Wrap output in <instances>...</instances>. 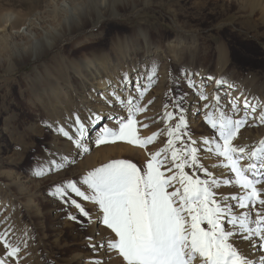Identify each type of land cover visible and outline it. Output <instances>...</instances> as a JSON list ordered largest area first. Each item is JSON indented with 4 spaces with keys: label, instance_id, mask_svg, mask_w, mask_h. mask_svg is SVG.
Returning a JSON list of instances; mask_svg holds the SVG:
<instances>
[{
    "label": "rangeland",
    "instance_id": "obj_1",
    "mask_svg": "<svg viewBox=\"0 0 264 264\" xmlns=\"http://www.w3.org/2000/svg\"><path fill=\"white\" fill-rule=\"evenodd\" d=\"M38 1V8H30L29 2L11 0L15 10L9 9L3 13L12 12L10 15L16 16L20 21L15 26L7 23L5 29L0 27V34L4 37H0V234L4 235L8 244L19 249L15 256L8 257L4 241H0L3 246L0 258L5 259L6 264L9 259L11 264H79L80 260L82 264H97V261L99 264H127L118 251L100 247L103 251L101 253L100 248L93 249L92 245L95 243L90 231L95 226L101 229L100 232L103 229L104 238H116L100 221L98 206L91 201H83L68 189L66 197L56 195V187L67 181H74L80 187L83 177L89 171L112 160L131 161L143 171L151 158L150 154L162 148L169 138L167 128L175 127L179 120L180 108L175 107L178 97H183L180 107L184 108L183 115L187 122L181 132L187 133L196 141L194 146L198 149L201 164L213 177L234 179L235 174L221 164L224 158L210 152L209 146L203 144L202 138L218 137V132L204 119L209 111H213V107L205 108L206 100L199 99L196 100L198 105L204 102L202 109L192 110V102L188 103L187 98L194 88L200 86L199 90L205 92L211 84H222L217 83L222 81L234 85L239 92L237 95L243 99L239 95L237 98L242 101L247 99L253 105L264 106V2L259 3L258 8L257 2L253 3L252 0H153L150 5L137 1L115 4L110 8L112 12L98 21L96 17H92V21L88 20L87 23L93 25L89 24L73 35H64L65 38L41 58L26 60L12 70L10 58L4 49L7 47L6 41L13 39L6 40V34L22 28L26 19V13L22 9L29 7L27 15L31 16L38 10L43 15L49 13L44 12L49 9L46 6L49 1ZM136 27L150 30L157 40L169 48L170 56L166 59L168 62L154 55L148 58V67L143 68L149 72L148 69L155 65L156 73H159H155L150 86L149 81L146 82L147 91L142 97L137 96L135 102L145 108V111L136 113L139 136L147 137L154 132H159V135L153 143L146 146L127 141L97 144L94 140L90 150L80 153L77 149L81 147L76 146L72 139L63 136L57 129H68L69 135L73 134L76 132L74 117L78 115L85 123L87 136L82 140H86L106 119L96 123L93 130L87 128L86 113L79 106L83 93L77 88L66 89L64 86L54 90L51 79L41 87L32 80V68H39L42 63L49 62L58 52H66L76 36H97V43L93 44L108 50L112 57H117V38L122 42L125 36L137 32ZM14 40L18 38L15 37ZM135 40L130 46L126 45L127 51L136 46L134 43L142 42L140 37ZM217 87L215 85V89ZM133 89L134 87L131 90ZM231 104L229 102L227 106L231 108ZM239 106L240 111L234 115L235 119L244 114L243 103ZM122 109L125 111L124 117L127 115V106ZM225 110L227 114H232V110ZM165 112H173V119L166 120ZM254 114L255 112L233 140L234 145L244 146L246 153L264 140L262 127L254 126L251 122ZM111 126L117 127L118 122H113ZM183 143H190L187 135L183 136ZM181 146L182 142L177 141L176 147ZM168 155L170 158V153ZM61 156L67 157L63 169L51 171L44 176L34 174L39 164L50 158L59 160ZM89 158L93 159V164L85 166L84 162ZM248 162L247 158L240 161L242 165ZM166 167H171V164ZM185 171L201 179L207 178L204 172L196 171L195 168L186 167ZM175 186L179 187V184ZM82 190L90 191L86 185L82 186ZM215 191L219 199L221 195L242 194L243 189L229 184L222 185ZM71 199H76L89 211L91 222L70 203ZM233 202L231 199L228 201L229 204ZM249 207H253L254 212L262 208L259 204ZM235 210L239 213L247 211L239 207L234 212ZM72 216L77 219H72ZM203 226L207 227L206 224ZM228 226V229L232 228L231 225ZM233 241L246 256L255 249L264 255V250L250 247L249 242L241 240L239 236L234 237ZM82 255H88L86 258L89 259H81Z\"/></svg>",
    "mask_w": 264,
    "mask_h": 264
},
{
    "label": "snow or ice",
    "instance_id": "obj_2",
    "mask_svg": "<svg viewBox=\"0 0 264 264\" xmlns=\"http://www.w3.org/2000/svg\"><path fill=\"white\" fill-rule=\"evenodd\" d=\"M155 73L156 66L152 65L145 74L148 86L153 82ZM122 79L124 87L131 83L127 74ZM148 86L135 84L137 96L142 97ZM113 95L116 93L113 92ZM116 98L126 103L127 115L118 119L117 127L103 126L96 143L127 141L139 146L153 143L159 132L142 138L137 131L136 113L145 111V108L136 104L131 95L123 99L119 96ZM201 98L207 99L203 93ZM182 100L183 97H178L175 104V107L180 108L178 122L175 127L167 128L169 138L162 148L150 154L151 158L143 171L131 161L112 160L83 177L82 186L86 185L90 191L82 190V186L78 187L74 181H67L56 187L55 194L66 197L68 189L83 201L95 203L101 213L100 221L116 238H105L99 245H92L93 249L103 247L118 251L127 264H253V260L235 245L233 238L239 236L241 240L248 241L250 247L264 250V207L255 212L253 207H249L257 204L264 206L261 195L264 187H258L264 184V140L247 153L244 146L234 145L233 140L256 108L264 106L253 105L244 99V114L235 119L234 115L240 111V106L234 99L231 115L215 104L212 105L213 111L205 115L204 119L218 132V137L202 138L203 144L209 146L210 152L223 157V167L235 174L234 179H218L198 159V149L194 146L196 141L181 132L187 125L184 108L180 107ZM204 107L208 108L209 105L205 104ZM173 117V112H165L166 120ZM103 119L97 113L89 115V123ZM257 119L264 123V110ZM74 126L76 132L72 136L64 128H58L57 131L72 139L76 146L82 147L86 129L78 115L74 117ZM185 135L190 143H183ZM177 141L182 142L179 148L176 147ZM245 158L251 162L242 165L240 161ZM66 163L67 157L61 156L59 160L50 158L39 164L34 174L44 176L63 169ZM168 164L171 167H166ZM186 167L204 172L207 178L190 175L185 171ZM166 172L171 174L166 175ZM229 184L240 186L242 194L221 195L217 199L215 189ZM169 188L173 190L169 191ZM230 199L237 203L229 204ZM70 203L91 222L89 211L81 203L76 199H71ZM237 207L247 211L236 213L234 209ZM71 218L77 219L76 216ZM205 224L207 227L203 226ZM226 225L232 228L226 229ZM0 241H4L8 257L15 256L19 251L8 244L2 234ZM0 264H6V260L0 258ZM257 264H264V255L258 257Z\"/></svg>",
    "mask_w": 264,
    "mask_h": 264
},
{
    "label": "bare ground",
    "instance_id": "obj_3",
    "mask_svg": "<svg viewBox=\"0 0 264 264\" xmlns=\"http://www.w3.org/2000/svg\"><path fill=\"white\" fill-rule=\"evenodd\" d=\"M10 1L11 0H0V27L2 26L1 28L3 29H5L4 27H6L7 23H9L12 26H15L20 21V19L17 18L16 16L13 17V15H10L12 14V12H10V14L9 13L4 14L9 9L15 10L14 5L11 4ZM20 1L22 2L26 1L25 3L29 2L30 8L32 7L38 8L39 5L38 0H20ZM48 1L49 2L46 4V6L49 7V9H45L44 12L46 13L49 12L50 14L47 13L43 15L42 12H39L38 10V12L35 13L33 12V16H31V15H27L29 7L26 8L25 10L22 9L24 14L26 13L25 14L26 16L24 15L26 19L21 26L22 28L14 30V32H11L10 34H6V40L13 39L10 41H6L7 47L6 49H4L6 51L7 56L10 58L12 70H14L19 64L26 62V60L41 58L45 53H47L48 51L52 50L55 46H57L58 43L65 38L63 37L64 35L65 36L73 35V33L75 32L84 30V28H86L89 24L93 25L92 23L88 24L87 23L88 20L92 21V17H96V21H98L106 14L112 12L110 10L112 5L115 4L117 5L120 3L121 4L135 3L136 1L146 5H150L153 0H48ZM252 1L253 3L257 2L256 3L257 8L259 3L263 4L262 2H264V0H252ZM245 9L246 8H244V10ZM249 11L251 12V10ZM260 11L262 10L260 9ZM51 15L52 17H49ZM136 30H137L136 33H132L130 36H125L122 42H120L119 38H117L116 41L117 50H119L117 57H112L108 50L102 47L95 46V44L97 43L96 40H98L97 36L95 35L76 36L73 39V41L70 43L66 52H58L50 59L49 62L42 63V65L39 68L37 66L32 68V80L39 83V86L41 87L45 82H50L51 80H53L52 83L54 90L57 87H59L60 89V86H64L66 87V89L67 87L68 88L71 87L73 89L77 88L81 93H83V97L79 99V104H81L79 106L81 107V110H84V112L86 113L85 122H88L86 124L87 128L93 130L92 128L95 127L96 123H98V122L89 123L90 113H97L104 117L103 120L106 119L103 125H100L98 128L96 127V129L93 131L90 137H86V140L84 139L82 140L83 146L77 149L79 150L80 153L90 150L92 142L98 138L103 126L107 125L109 127H112L111 125L113 122H118L119 119L118 116L120 118L123 117L125 111L122 108L127 105L126 103H121L120 100H117L116 98L117 96L123 99L131 95L135 98L134 102H136L137 100V94L135 93L136 90L135 89L131 90V89L137 83L146 85L148 79L145 74L148 72H146L145 70L146 68L143 67L144 66L148 67L146 65V63L148 64L149 62L148 58L154 55L157 57H162V59H164L165 61H167L166 59H169L170 56L169 48H167L166 44H163L162 41L157 40L156 37L152 35L153 32H150V30L141 27H136ZM0 37L4 38L1 34ZM15 37L18 38V40H14ZM136 37H140L142 39V42L136 44L134 43V45L136 46L133 49L131 48L129 51H127L128 49L126 45L128 44V46H130L133 42H135ZM122 43L124 45H122ZM125 46L126 49L123 50V47ZM125 74L128 75V78L131 81V83H129L127 87H124V81L122 79V77H124ZM215 85L216 87L218 86L216 89H215ZM199 87L194 88L193 92H191L187 98L188 103L192 102L191 104L192 110L193 109L201 110L202 109L201 106L203 105L204 100H206L205 104L209 105L210 107H212V105L215 104L217 107H219L221 110L225 112L227 111L225 110L226 108H228V110H231V108L228 107L227 105L229 102L230 103L233 102L234 99L238 101L239 105H241V103H243L244 101L241 100L242 97L239 94L238 95L241 98H237L239 97L237 95V93L239 92L235 90L234 85L232 86L229 83L211 84L209 88L206 89L205 92L199 90ZM212 88L214 90H212ZM113 92L116 93L115 96L113 95ZM201 93H203L207 97V99L203 100V98H201ZM54 94H56V92ZM217 97L218 99H216ZM199 99L203 100L201 105H198L196 102V100ZM262 110H264V107L256 109L255 114L252 116L251 122L254 123V126L255 125L261 126L262 127L261 131L264 134V125H260L261 122L259 119H257L259 113ZM111 119H114V121H111ZM192 119H190L189 121H192ZM72 135L73 134H70V136ZM85 135H86V130H85ZM92 161H93L92 158L86 159L84 165L91 166L93 164ZM242 161H244V159ZM217 174L218 176L220 175L219 173ZM221 175L223 176V174ZM258 187H264V184L258 185ZM261 195L262 198H264V193H262ZM236 213H239V211H237ZM227 227L229 226L226 225V229H228ZM100 230L101 229H99V227L95 226L90 231V235L93 238V243H95V245L96 243L98 245L101 241L105 239L104 236L102 235L103 229L101 232ZM101 249L102 248H100L99 250L102 253L103 251H101ZM2 250H3V246L0 245V252ZM253 251L254 252L251 251L252 253L248 257L253 260V264H257L258 257L261 255V253H259L260 251L259 252L256 251V249ZM82 256L83 257L81 259L83 258L86 260L89 259L88 257L86 258V256L88 255L86 256L82 255ZM104 257L105 256H103V258ZM78 263L82 264V260H80V262ZM87 263L84 262L83 264H87ZM8 264H11L10 259L8 261ZM102 264L104 263L102 262Z\"/></svg>",
    "mask_w": 264,
    "mask_h": 264
}]
</instances>
